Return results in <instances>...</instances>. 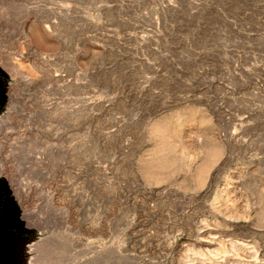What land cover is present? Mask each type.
Segmentation results:
<instances>
[{
	"label": "rangeland",
	"instance_id": "1",
	"mask_svg": "<svg viewBox=\"0 0 264 264\" xmlns=\"http://www.w3.org/2000/svg\"><path fill=\"white\" fill-rule=\"evenodd\" d=\"M0 180L6 264H264V0H0Z\"/></svg>",
	"mask_w": 264,
	"mask_h": 264
},
{
	"label": "flooded vegetation",
	"instance_id": "2",
	"mask_svg": "<svg viewBox=\"0 0 264 264\" xmlns=\"http://www.w3.org/2000/svg\"><path fill=\"white\" fill-rule=\"evenodd\" d=\"M5 201V196L0 193V264H6L7 258L6 252H4V246L7 244V241H9V239H7V233H12L11 231H6V233L3 234V232L6 226L13 221L6 213L9 206L5 205Z\"/></svg>",
	"mask_w": 264,
	"mask_h": 264
},
{
	"label": "bare ground",
	"instance_id": "3",
	"mask_svg": "<svg viewBox=\"0 0 264 264\" xmlns=\"http://www.w3.org/2000/svg\"><path fill=\"white\" fill-rule=\"evenodd\" d=\"M49 23H52V21L51 22H49ZM52 24H54V23H52ZM51 24V25H52ZM45 27H47V28H51V26H45ZM54 27V26H53ZM52 27V28H53ZM54 29V28H53ZM47 30H49V29H47ZM50 32V31H49ZM53 33V32H52ZM40 40V39H39ZM44 40V39H43ZM41 44V43H40ZM42 45V44H41ZM4 58V57H3ZM9 60H10V58H9ZM9 63V62H8ZM7 64V63H6ZM10 64V63H9ZM19 64V63H18ZM24 66V65H23ZM49 74V73H48ZM55 77L57 78V75L56 76H54L53 78L55 79ZM52 78V77H51ZM53 79V80H54ZM57 80V79H56ZM55 82V81H54ZM2 117L4 118V120L5 121H7V117L5 116V115H2ZM211 156H212V154H211ZM213 156H215L214 154H213ZM37 157H38V155H37ZM36 157V158H37ZM208 159V158H207ZM158 160H160V161H158V162H156L155 164H154V167L155 168H157L158 169V167H164V165H167V162H168V160H167V158L166 157H162L161 159H158ZM169 163V162H168ZM151 166H152V164H151ZM142 167H143V169L145 170V174L144 175H149L150 173L149 172H146V170H148L149 171V168H150V166L149 165H142ZM206 167H207V165L204 163L203 165H201V167H200V169L199 170H201L203 173H204V171L206 170ZM168 168V167H167ZM157 169H156V171H157ZM205 169V170H204ZM159 174V173H158ZM1 181V180H0Z\"/></svg>",
	"mask_w": 264,
	"mask_h": 264
},
{
	"label": "water",
	"instance_id": "4",
	"mask_svg": "<svg viewBox=\"0 0 264 264\" xmlns=\"http://www.w3.org/2000/svg\"><path fill=\"white\" fill-rule=\"evenodd\" d=\"M0 193L5 196L6 193H9V190H5L3 188H0Z\"/></svg>",
	"mask_w": 264,
	"mask_h": 264
}]
</instances>
